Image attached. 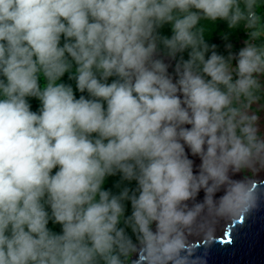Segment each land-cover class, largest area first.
I'll return each instance as SVG.
<instances>
[{
	"label": "clouds",
	"instance_id": "1",
	"mask_svg": "<svg viewBox=\"0 0 264 264\" xmlns=\"http://www.w3.org/2000/svg\"><path fill=\"white\" fill-rule=\"evenodd\" d=\"M253 3L0 0V264H187L206 214L257 207L230 174L264 167V43L225 57L194 30L252 28Z\"/></svg>",
	"mask_w": 264,
	"mask_h": 264
},
{
	"label": "water",
	"instance_id": "2",
	"mask_svg": "<svg viewBox=\"0 0 264 264\" xmlns=\"http://www.w3.org/2000/svg\"><path fill=\"white\" fill-rule=\"evenodd\" d=\"M250 185L258 194L257 207L243 217H232L221 233L184 240L187 264H264V180ZM142 259L136 252L132 264H141Z\"/></svg>",
	"mask_w": 264,
	"mask_h": 264
},
{
	"label": "trees",
	"instance_id": "3",
	"mask_svg": "<svg viewBox=\"0 0 264 264\" xmlns=\"http://www.w3.org/2000/svg\"><path fill=\"white\" fill-rule=\"evenodd\" d=\"M239 2V7L242 12L247 14V8L245 7V0H238ZM252 12L255 13L257 17V21L254 27L249 28L247 27V20L242 19L240 20L237 25L233 28H229L228 23L226 21L222 20H217V21H212L208 19H201L197 26L195 31H200L202 30L203 34V39L208 45H216V51L227 57L231 51H227V49L223 46L222 44V38H226L229 41H234V40H245L248 41L249 43H255L257 46L260 44L264 43V37H261L260 35V30L263 31L264 29V19L261 18V14L264 13V5L261 6L259 3V0H254L253 7H252ZM164 35H171V28L170 26H166L163 30ZM255 32L257 35L255 37L252 36V33ZM64 39L63 37L61 38V46H63ZM187 53H185V59H187ZM75 73V64H73V69L71 73H66L59 83H64L66 85H70L75 93V96L77 99L82 95L79 90L76 87V81L72 80L69 78L70 75ZM115 77H112L109 79V83H111ZM46 84V80L44 79L43 75L41 74L40 76V86L41 88L44 87ZM83 95L88 98V94L85 92ZM40 101L36 98H29V103L31 105V110L34 112H38L40 109ZM106 108V104H105ZM55 171V170H54ZM107 187L110 186V184H106ZM49 229L52 230L53 232L60 233L61 232V227L59 225H56L52 223L51 221L49 222L48 225ZM133 242H135L136 238L135 236L132 237ZM130 255V254H129Z\"/></svg>",
	"mask_w": 264,
	"mask_h": 264
},
{
	"label": "rangeland",
	"instance_id": "4",
	"mask_svg": "<svg viewBox=\"0 0 264 264\" xmlns=\"http://www.w3.org/2000/svg\"><path fill=\"white\" fill-rule=\"evenodd\" d=\"M259 3L261 6L264 5V0H259ZM261 18L264 19V13L261 14ZM260 35L261 37H264V29L263 31L260 30ZM245 40H234V41H229L228 39L226 38H222V44L223 46L227 49V51H231V53H236L238 52L239 49H241L242 47L245 46ZM229 45H231V48H229ZM167 63H170L173 65L172 67V70L170 69V72L171 71H174V61H166ZM40 103V102H39ZM41 106V104H40ZM254 107H257V106H254ZM260 127H261V131L264 132V111H262L260 113ZM264 172V167H261V166H256L254 168H251V169H244V170H241V180L247 184L250 185V182L251 181H263L264 180V175H262V173ZM119 177H111L108 179L107 183L106 184H110L109 189H111L114 193L115 192H119L120 189L116 188L114 185L119 181ZM124 186H128V187H131V188H134L135 187V184L134 182L132 184H127V182L121 184V187H124ZM49 213H50V209H48ZM127 215H131V205L130 203L127 205ZM236 217V216H235ZM123 226V224L121 225ZM128 233L129 235H131V229H128ZM200 239V238H199ZM195 240H198V239H195ZM130 254V255H129ZM128 254V257H127V260H126V264H132V261L133 259L135 258L136 256V251H131L130 253Z\"/></svg>",
	"mask_w": 264,
	"mask_h": 264
},
{
	"label": "bare ground",
	"instance_id": "5",
	"mask_svg": "<svg viewBox=\"0 0 264 264\" xmlns=\"http://www.w3.org/2000/svg\"><path fill=\"white\" fill-rule=\"evenodd\" d=\"M172 70V67L169 68ZM174 69V68H173ZM170 73L174 74V71H171ZM196 164H199V160H196ZM264 175V172L262 173ZM230 180L232 181H242L241 180V173L236 174H230ZM260 181V180H259ZM227 183V182H226ZM247 184V183H246ZM224 194V188L221 187L220 190L214 193V201L218 200L220 196ZM204 192L201 191L199 193V200H203L204 198ZM232 216H219L213 212L212 214H206L202 218V226L185 234L184 240L185 241H193L195 239H199L206 235H216L218 233H221L224 228L230 223Z\"/></svg>",
	"mask_w": 264,
	"mask_h": 264
}]
</instances>
